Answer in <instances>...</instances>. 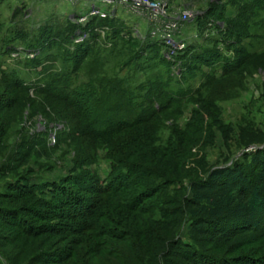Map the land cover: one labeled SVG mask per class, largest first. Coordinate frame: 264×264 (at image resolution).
<instances>
[{
	"label": "rangeland",
	"instance_id": "1",
	"mask_svg": "<svg viewBox=\"0 0 264 264\" xmlns=\"http://www.w3.org/2000/svg\"><path fill=\"white\" fill-rule=\"evenodd\" d=\"M93 1L0 0V194H8L14 181L26 179L46 191L45 196L0 197V209L9 212L0 210V264L264 260V219L256 227L230 217L208 221L195 217L190 203L191 183L214 169L241 167L249 183L264 185V166L255 160L264 149V0H166L179 14L198 11L180 34L188 45L187 55L178 60L163 47H149V25L128 8L114 5L111 15L112 4H97L107 14L79 23ZM218 3L223 14L216 17L212 9ZM112 18L117 19V31L109 28ZM80 30L87 31L83 42L91 46L82 60L75 55L81 48L75 42ZM204 50L210 63L193 57V51ZM226 62L234 67L232 72H226ZM86 93L91 98L80 102ZM112 95L117 97L115 117L119 98L133 102V108L122 104L136 113L129 121L158 112L151 123L119 135L93 132L87 137L84 131H70L71 116L76 114L83 128L90 115L79 114L94 107L99 97L103 104ZM179 140L182 156L177 159L142 158L149 164L156 160L154 166L168 178V187L142 201L141 193L149 188L129 194L132 188L124 192L123 187L110 193L98 208L101 216L89 220L97 229L79 232L80 222L59 217L57 205L52 209L36 203L53 197L50 186L43 184L76 169L94 173V187L116 180L125 170L111 175L112 157L123 156L128 142L159 148ZM136 154L141 158L143 153ZM73 189L91 197L79 187Z\"/></svg>",
	"mask_w": 264,
	"mask_h": 264
},
{
	"label": "trees",
	"instance_id": "2",
	"mask_svg": "<svg viewBox=\"0 0 264 264\" xmlns=\"http://www.w3.org/2000/svg\"><path fill=\"white\" fill-rule=\"evenodd\" d=\"M221 6L223 5H220V3H218L215 6L216 8L214 7L212 9V13H215V10H217L215 15L216 17L223 14ZM112 19L113 20L110 21L112 27H108L117 31L119 27H114V23L117 19ZM200 19L201 17L199 18V20ZM199 20L197 24L199 23ZM203 28H206V25H203ZM238 36L240 37L241 35ZM84 42H82L83 44L79 43V47L81 48L78 53H75V55L79 56L80 60H82L85 55L87 56L89 54V50L91 47L86 46ZM147 42L150 44L149 47L160 46L167 50V47L160 41L150 40ZM186 49L173 57L174 60H178L179 57L181 58L187 55V53L185 52ZM208 55L209 52H205V50L203 52L193 51V57H195V59L204 61V63H210V61L212 60ZM76 67H79V65H77ZM229 67V62H226V72H232L234 70V67L232 69H230ZM213 80L214 77H211L210 79L207 78L206 82L209 83ZM16 83H18L19 87L22 88V84L20 81H16ZM23 89H26V87H24ZM153 91L155 90L153 89ZM48 92L50 93L49 95H51V97L56 96L54 93H52V91L48 90ZM164 93L161 94L163 95ZM86 94L81 95L82 98L85 97L86 100L80 102L85 103L88 101V99L91 98L89 94ZM120 96H122V94ZM115 98L117 99L116 96ZM115 98L114 95H112L111 97H109V99L107 98L106 101L102 104L100 103L102 101V98L99 97V99H96L97 101L94 107L90 109L86 108V110H84V113H77L79 114V118H82L85 115H90L88 117L90 121L86 122L83 128L81 127V121L79 123L75 121L77 119L76 114H74V116H71V119L69 121L70 131H78L79 134L84 131L82 135L87 137H89V135L93 132L104 134L107 133L109 135H119L125 133L127 130L134 129L140 124H144L146 122L151 123V119L158 112L155 110V112H150L149 115H138L133 121H129L127 120V118L130 116H135L136 113H131L129 109L125 108L129 105H131V107L133 108V102L128 98L124 100L123 98H119V101H117L120 102V108H118L119 113L118 116L115 117ZM171 101V98L167 100L168 103H170ZM123 103L127 106L123 105L125 107H122ZM83 105L81 106L82 109ZM104 105L107 106V109H104L106 108L104 107ZM116 105L118 106L119 103H116ZM106 117L107 119L106 121H104V118ZM137 142H140V140H137ZM141 143H143L142 139L140 144ZM175 143H172L171 141L164 146H160L159 148H143V146L147 145V143L139 147L135 146V143L131 145L128 142L126 143V150L122 153L123 156L119 154L121 157L119 155H115V157H112L115 158V161L112 164L113 169L111 175H113L114 172H116L115 174H117V170H120L119 168L125 170V173L120 171L119 175H116V180L110 179L106 184H101L98 185V187H94L92 185V180L93 178H96V175L88 170L84 171L83 173H79V169H76L73 171V175L66 176L59 181L46 182L47 184H43L44 186H50L51 190L48 193L52 194L51 197H53H50L51 199H46L45 197H41L42 199L38 198V201L36 203L39 205L40 202V204L42 203L43 206L48 205V208L50 206L52 209H57L58 206L61 210L59 213L57 212V215L59 217H63L72 222H80V228L78 229L79 232L97 229L98 227L93 225L94 223H91V225H89V220L91 218L101 216V212L98 208L104 200L108 199L109 196L112 195L110 193L123 191V187H125L124 192L132 188L129 194H134V190L142 187L149 188L150 191L147 194H145L144 192V195H142L141 193L142 201L152 196L153 194L158 193L160 190L164 189L163 187H168V180L164 179V177H167L163 172H161L160 169L154 166V162L156 160H152L151 164H149L143 161L144 159L142 158L146 155H151L152 158L158 155H165L173 156L174 158L177 156V159L182 156V148H180V140ZM174 145L178 146L179 149L178 147L175 148ZM137 152L143 153L141 155V158H137ZM180 153L181 155H179ZM255 160L257 163L264 166V149L259 150ZM119 179L126 181V183H120L119 181H117ZM97 180L100 179L97 178ZM127 183L129 185L128 187H126ZM40 187H42L41 191ZM78 187L87 194H91L89 195L91 197H82L81 195H78L73 189ZM44 188L45 187L41 186L40 184H28L27 179L26 182L22 181L21 183H19L18 181H14L8 188L9 193L7 194L4 191V193L0 194V197H9L11 199H14L28 196H42V194L45 196L46 191ZM190 190L192 193L190 203H192V205L194 206V208L192 209V213L195 217L204 218L208 221L230 217L233 220L243 221L247 223L250 222L252 227L259 226L257 225V221H261L264 219V185L249 183V179L245 175L244 169H242L241 167L233 166L229 168L225 167L214 169L207 176V178L199 181H193L190 185ZM94 195L96 200H94ZM134 200L138 201V198H135ZM0 210L3 211V213H5L6 215L9 213H7L6 210ZM10 210H12L11 212L15 211V213L18 214L21 213V211L18 209L10 208ZM203 259L206 260L207 264H215L211 263L207 258ZM249 263L264 264V260L256 258L251 259L250 257ZM220 264L225 263L220 262Z\"/></svg>",
	"mask_w": 264,
	"mask_h": 264
},
{
	"label": "built area",
	"instance_id": "3",
	"mask_svg": "<svg viewBox=\"0 0 264 264\" xmlns=\"http://www.w3.org/2000/svg\"><path fill=\"white\" fill-rule=\"evenodd\" d=\"M93 1V0H92ZM162 2L151 0H95L89 13L80 17L79 23L87 20V16L96 14H107V9H101L97 4H112L109 14L115 12L114 5L130 9L149 25L148 36L151 40H157L167 47V54L173 58L178 53L183 52L187 47V42L180 38L183 29L193 21L198 11L190 9L179 14L171 10V6ZM88 37L87 31L80 30L76 36V43H82Z\"/></svg>",
	"mask_w": 264,
	"mask_h": 264
}]
</instances>
